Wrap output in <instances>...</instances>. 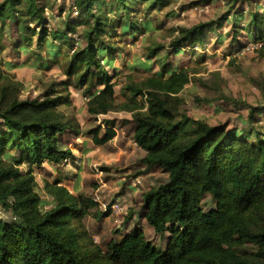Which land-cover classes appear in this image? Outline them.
I'll return each instance as SVG.
<instances>
[{
    "label": "trees",
    "instance_id": "16d2710c",
    "mask_svg": "<svg viewBox=\"0 0 264 264\" xmlns=\"http://www.w3.org/2000/svg\"><path fill=\"white\" fill-rule=\"evenodd\" d=\"M171 1L116 0L115 10L106 0H74L83 45L66 54L62 66L67 79L61 88L49 85L42 98L21 99V83L3 70L0 59V203L13 216L11 222L0 220V264H264V134L251 126L255 109L250 107L248 128L228 129L195 119L180 93L199 72L167 62L169 50L161 55L167 46L158 42L146 47V58L159 70L140 80L126 76L121 94L127 100L120 109L131 112L144 172L167 173L164 183L142 192L145 223L155 234L167 235L165 247L151 243L141 228L100 246L84 225L91 211L102 216L97 203L73 194L57 179L43 182L51 206L42 209L33 167L72 158L71 149L63 147L64 136L80 132L78 120L60 109L71 104L69 85L86 92L90 114L111 111L115 82L106 65H112L114 48L107 37L128 29L125 19H132L135 9L161 10ZM45 10L43 0H2L0 19L12 21L19 34L36 36L37 49L46 39L72 47L68 29L48 32ZM237 17L235 12L234 32ZM210 24L178 28L168 46L203 47ZM247 29L250 39L264 41V8L250 12ZM52 51H47L51 62L56 58ZM196 81L208 85L201 78ZM100 130L98 126L92 132L95 145L116 136L112 126L102 136ZM207 195L214 207L205 210Z\"/></svg>",
    "mask_w": 264,
    "mask_h": 264
},
{
    "label": "rangeland",
    "instance_id": "374dc122",
    "mask_svg": "<svg viewBox=\"0 0 264 264\" xmlns=\"http://www.w3.org/2000/svg\"><path fill=\"white\" fill-rule=\"evenodd\" d=\"M43 2L46 4L48 32L68 29L72 47L61 44V40L46 39L41 49H37L36 36L19 34L12 21L4 23L0 19V26L5 24L1 30L0 59L3 70L21 83V99L42 98L52 84L61 88L60 83L67 79L62 66L66 54L83 45L79 38L81 17L75 11L74 0ZM106 2L117 10L116 0ZM141 8L135 9L132 19H125L130 26L128 29L118 30L112 37H107L114 48L112 65H106L115 82L112 110L103 115L90 114L86 92L83 88L69 85L71 104L60 109L67 115H73L80 124L77 135L64 136L63 147L71 149L73 157L59 164L44 162L40 167H33L43 210L51 206V199L43 191L44 181L60 180L59 184L73 194L81 193L97 200V209L103 213L102 216L95 217L93 210L84 218V225L102 247L136 228H141L158 248L165 247L166 243L167 235L155 234L145 223L142 192L164 183L167 173L162 169L144 172V152L133 139L131 112L120 109L127 100L121 94L126 76L132 75L135 80H140L159 70L156 62L146 58L147 46L162 43L167 47L161 55L169 50L167 62L198 70L199 73L192 75V81L180 93L191 116L211 125L224 124L228 129L248 128L246 120L251 107L255 109L251 126L264 134V41L256 43L250 39L247 29L250 12L262 11L264 0H172L161 10L144 12ZM235 12L238 32L232 28ZM204 22L211 23L204 32V48L187 44L172 49L168 46L178 35V28ZM48 50L51 51L49 54L56 51L55 61H49ZM199 78L208 85L200 86L196 81ZM98 90L95 88L93 92ZM98 126L101 127L100 136L106 126L114 127L116 136L104 145H95L92 132ZM21 168L25 170L26 166ZM114 204L117 209H111ZM202 206L205 210L214 207L209 195L204 198ZM12 218L11 211L0 203V220L11 222Z\"/></svg>",
    "mask_w": 264,
    "mask_h": 264
},
{
    "label": "built area",
    "instance_id": "2783aa9c",
    "mask_svg": "<svg viewBox=\"0 0 264 264\" xmlns=\"http://www.w3.org/2000/svg\"><path fill=\"white\" fill-rule=\"evenodd\" d=\"M259 46H261V44ZM94 201H97V200H94ZM111 209H117V205L116 204L112 205Z\"/></svg>",
    "mask_w": 264,
    "mask_h": 264
},
{
    "label": "crops",
    "instance_id": "0c3cea01",
    "mask_svg": "<svg viewBox=\"0 0 264 264\" xmlns=\"http://www.w3.org/2000/svg\"><path fill=\"white\" fill-rule=\"evenodd\" d=\"M74 193V192H73Z\"/></svg>",
    "mask_w": 264,
    "mask_h": 264
}]
</instances>
